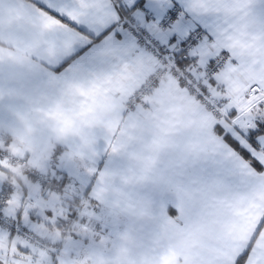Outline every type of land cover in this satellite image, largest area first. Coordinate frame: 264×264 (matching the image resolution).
Masks as SVG:
<instances>
[{
  "label": "snow or ice",
  "instance_id": "1",
  "mask_svg": "<svg viewBox=\"0 0 264 264\" xmlns=\"http://www.w3.org/2000/svg\"><path fill=\"white\" fill-rule=\"evenodd\" d=\"M0 41L42 89L0 152L59 204L0 186V264H264V0H24Z\"/></svg>",
  "mask_w": 264,
  "mask_h": 264
},
{
  "label": "crops",
  "instance_id": "2",
  "mask_svg": "<svg viewBox=\"0 0 264 264\" xmlns=\"http://www.w3.org/2000/svg\"><path fill=\"white\" fill-rule=\"evenodd\" d=\"M24 0H0V28L7 30L12 26V21L18 15V6L23 3ZM0 47H8L7 44L0 41ZM17 78V72L14 69H4L0 71V89H3L2 98H0V138L2 135L8 137L9 142L8 144L14 143L13 136L9 135V128L10 126L15 124L12 112L14 110H19L22 106L33 104L34 102L38 101L41 98L42 89L37 86L31 88L23 93V98L17 100L15 97L9 98L8 96V87L10 86L11 82ZM18 149L20 152L25 154H30L32 149L26 148L23 145H19ZM8 151H11L8 149ZM56 151H60L57 147ZM45 158L54 159L51 156V151L43 153ZM28 161H31L35 167H38L30 158L29 155H25ZM50 170V169H49ZM0 176H3V179L0 180V186L3 187L7 181H9L10 177H14V185L16 192V197L19 198L21 196H26L29 193L36 194L37 192H44L46 199L45 203L48 204L50 207L55 206L59 207L58 203H53L51 197H47L48 191L46 188L41 189L40 185L34 183L30 176H22L16 177L11 174V171H7L4 173H0ZM12 187V188H13ZM58 200L62 201L63 198H57ZM75 209L76 205H72Z\"/></svg>",
  "mask_w": 264,
  "mask_h": 264
},
{
  "label": "built area",
  "instance_id": "3",
  "mask_svg": "<svg viewBox=\"0 0 264 264\" xmlns=\"http://www.w3.org/2000/svg\"><path fill=\"white\" fill-rule=\"evenodd\" d=\"M0 139H1V147L0 148H3L5 144H8L9 139L5 135H2V137ZM9 153H10V151H8V149L5 148L4 151L0 152V156H9L10 163L13 165V169L11 170V174H13L14 176H16V177L17 176L18 177L32 176L33 174H36L40 171L38 169H35L33 167V165L31 164V162L27 160V158H25V157L24 158H18L16 155H9ZM13 180H14V177H10L9 181H7L5 183V185H3L2 188L4 189L5 195H7L8 190L13 187V185H14ZM45 188L47 191L49 189L55 190L58 188V186L49 181V183L47 184V186ZM61 230L62 231H73V228H71V226H69V225H61ZM36 243L38 245L45 246V248L52 246V242H49V244H47L43 240H37Z\"/></svg>",
  "mask_w": 264,
  "mask_h": 264
},
{
  "label": "rangeland",
  "instance_id": "4",
  "mask_svg": "<svg viewBox=\"0 0 264 264\" xmlns=\"http://www.w3.org/2000/svg\"><path fill=\"white\" fill-rule=\"evenodd\" d=\"M0 147H1V139H0ZM26 158V157H25ZM28 160V159H27ZM31 162V161H30ZM31 164H32V162H31ZM33 165V164H32ZM33 167L35 168V169H38V170H40L38 167H35L34 165H33ZM31 177V176H30ZM39 185V184H38ZM60 198H63V197H60ZM62 231V230H61ZM73 231H75V229H73ZM47 244H49V242L48 241H45ZM43 247H45V246H43Z\"/></svg>",
  "mask_w": 264,
  "mask_h": 264
}]
</instances>
